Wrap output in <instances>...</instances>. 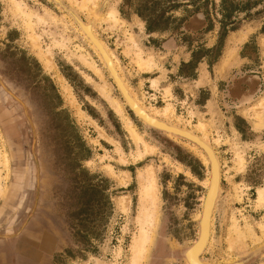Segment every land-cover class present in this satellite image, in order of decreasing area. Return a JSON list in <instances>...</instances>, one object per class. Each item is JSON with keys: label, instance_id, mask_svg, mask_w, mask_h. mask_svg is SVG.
Returning a JSON list of instances; mask_svg holds the SVG:
<instances>
[{"label": "rangeland", "instance_id": "1", "mask_svg": "<svg viewBox=\"0 0 264 264\" xmlns=\"http://www.w3.org/2000/svg\"><path fill=\"white\" fill-rule=\"evenodd\" d=\"M14 1L20 5L16 13L8 0H0V241H24L23 258L34 255L38 264H131L143 229L151 239L142 264H188L183 251L198 237L209 179L203 152L131 111L99 54L52 0ZM61 1L83 22L94 19L95 36L114 55L118 75L141 106H169L167 123L203 136L214 150L220 184L199 259L264 264V111L257 126L240 113L264 95V0H93L90 13L77 8L78 0ZM109 4L117 10V23L99 20ZM161 11L163 18L153 22L149 14ZM194 12L204 15L202 31L189 26ZM29 16L75 102L65 99L27 37ZM151 18L154 31L148 32L145 20ZM213 47V53L205 52ZM139 52L161 69L141 72L135 64ZM192 52L200 57L194 71L184 65ZM225 59L227 69L219 74ZM90 65L122 101L124 115L101 97L100 77ZM125 118L141 141L131 138ZM152 176L158 209L150 226L145 188ZM88 178L107 197L90 214L87 206L80 212ZM2 260L14 264L9 256Z\"/></svg>", "mask_w": 264, "mask_h": 264}, {"label": "bare ground", "instance_id": "2", "mask_svg": "<svg viewBox=\"0 0 264 264\" xmlns=\"http://www.w3.org/2000/svg\"><path fill=\"white\" fill-rule=\"evenodd\" d=\"M8 1L12 5V10H13L14 13L20 11V7H19L20 5H19V3L15 2L14 0H8ZM73 2H75V1H73ZM95 4L96 3L93 0H78L77 4H75V5L77 6V8H79L81 10H86L88 13H90V12H92L93 8L95 7ZM44 12L45 13H48L45 9H44ZM37 18L39 19V17H37ZM99 20L100 21L110 20L111 22H114V23H117L119 21L118 20V15H117V10H116V8L114 7L113 4H109L106 7L105 12L101 15V17L99 18ZM24 22H25V29L28 31L27 37L29 38V40L31 41L32 46L36 50V53L39 56V59L41 60V63L43 64V66L45 67V69H47L48 71H53L54 72V76L57 78V80L59 81V83L61 85V90L63 92L62 94L64 95L65 99H67L68 101H71V102H75L70 86L65 82V80L63 79V77L55 70L54 63H53V61L51 59V56L49 54V51L48 50L47 51L46 50L44 51L43 49H41V47H40V45L38 43L39 36L37 34H35L34 31H33V29H32V26H33V24H32V17L29 16L28 18H26L24 20ZM83 25H85L84 27H86V29H89V27H90L89 31H91V34L93 35V37L98 41V43L100 44V46L102 47V49L109 56L110 62L112 64L113 68L115 69L116 74L118 75V71L116 69L118 65H117V60L115 59L114 55H112L111 53H108L106 51L103 43L95 36L96 33L92 29L93 26H90L89 25V22L88 23H85L84 22ZM78 28L83 33V35L86 37V39L88 40V42L90 43V45L92 46V48H94L96 50V52H97L96 54H99L100 58L104 62L103 57L101 56V50L99 51L98 46H95L87 38V36L84 34L83 30H81V28L79 26H78ZM140 28H141V26H140ZM242 39H243V35L240 36V37H238V42L243 41ZM130 40L132 41L133 46L134 45H137L136 42L131 37H130ZM141 53L139 52V53L136 54V60H135V64H136L137 68L141 72H150L153 69H159L160 68V66H158V64H156L153 61V58H152V56L150 54H149L150 56H148L147 58H143L141 56ZM83 60H84V62H86L85 59H83ZM225 60H223V62L220 63L219 66H218V68H217L219 74H221L220 72H223L222 69L224 68ZM104 64H105V62H104ZM90 66L92 67L93 71L97 75H99V77H100L101 84L97 85V90H98L99 94L101 95V97H103L107 101V103L109 104V106L116 113L121 114V115H124L122 101L119 100L118 98L112 97L110 95V92H109V90H108V88H107V86L105 84V80L103 78V74L101 73V71L98 68H96L94 65H90ZM118 77H120V76H118ZM158 78L159 77L154 78V79H151L153 86L157 85V83L159 81ZM119 79H121V77ZM122 84L124 85V88H125L126 92L128 93V95L130 96V98L132 99L133 103L135 105H137L139 107V109H141L151 119L158 120L159 122H162V123H167V121H165L164 119H168L169 117H171V112H170V107L169 106L164 107L162 109L163 111H159L160 109L158 110V109H155V108H149L148 109V108L144 107L143 105L141 106L138 103V99L135 96H133V95H131L129 93L128 86H125V84L123 83V81H122ZM250 109L251 110L252 109L255 110L253 116L249 115V113H248ZM263 111H264V95H262L261 97H259V99H257V101L255 103H253L252 106L242 108L241 111H240V113L242 115H244L245 117H247L251 121L252 124H254V125L257 126V125L263 123L262 122L263 121ZM80 113L83 116L85 115V113L82 110H80ZM160 118H163V119H160ZM125 119H126V125H127V128L126 129L129 132L131 138L135 142L141 141L142 139L139 136L140 133L139 134L137 133V131L134 129L133 125L131 124V121L128 118H125ZM172 119H173V116H172ZM175 119L177 120V118H175ZM167 124H169V123H167ZM170 125H173V123L170 124ZM173 126H177V125H173ZM197 126H198V128H199V130L201 132L202 131L204 132V130L206 128V123L204 121H201L200 120L199 121V124ZM177 127H179V126H177ZM179 128H181V127H179ZM182 129H184V128H182ZM193 129H195V128H193ZM186 130H188V129H186ZM188 131H190V130H188ZM204 134H206V133H204ZM98 135L99 136H102V137H105L101 130L98 131ZM200 138L203 140V136H201ZM205 138H206V135H205ZM147 150L148 149L145 147V151H147ZM201 158H202V160L205 163H209L208 158L206 157L205 154H201ZM119 161H121V162L124 161V159H123V157H122L121 154L119 155ZM240 163H241V158L239 157V164ZM105 168L107 170H111L109 166H106ZM206 184H207V187H208L209 179H206L204 181V185H206ZM144 188H145V186H144ZM145 189H146L147 194L149 196V199L148 200L150 201L151 207H152L151 208V213L149 214V217L151 219L149 222H151L150 223L151 224L150 226H153L155 224V221H156V218H155L156 216H154V215L157 213V209H158V206H157V204H158L157 203V201H158V197H157V187H156V182H155V179H154L153 176L148 180V183L146 184V188ZM262 199H263V196H262L261 192L258 191L257 192V201L260 202ZM125 206H126V204L123 202V207H125ZM148 213H149V211H148ZM200 216H201V214H200ZM210 224H211V222L209 221V233H210ZM231 227H233V231L235 233H238L239 234V227L236 224H233V225L231 224ZM140 233H141V236H140V239H139V241L137 243V248L135 250V255H134V258H133L131 264H142L141 263V259H143V257H144L143 255H144V253H146L147 246H148V244L150 242V239H151V232L150 231L143 230L142 229V231ZM263 236H264V234H263ZM208 237H209V234H208ZM208 239H207V241H208ZM191 249H193V248H190V250L187 251V256L192 261V264H207V263L202 262L198 258V252L200 251L201 248L199 250H197L198 252L195 251V253Z\"/></svg>", "mask_w": 264, "mask_h": 264}, {"label": "water", "instance_id": "3", "mask_svg": "<svg viewBox=\"0 0 264 264\" xmlns=\"http://www.w3.org/2000/svg\"><path fill=\"white\" fill-rule=\"evenodd\" d=\"M55 4H57L60 8H62L76 23L77 26L83 30L84 34L87 36V38L95 45L98 46L99 51L101 50V56L103 57V60L105 62L106 69L108 70L111 78L113 79L115 86L119 90L120 94L124 98L125 102L131 109V111L140 118L145 124L148 126L163 131L167 134L179 137L183 140H186L187 142L193 144L196 146L199 150H201L206 157L208 158V166H209V184L207 187V190L205 192L203 204H202V210H201V216L199 219V233L196 241L187 249L183 251V255L185 259L187 260V263L192 264V261L187 256V251L190 250V248L194 253L195 251L199 250L198 252V258L200 253L203 251L206 243L208 234H209V221H211V216L214 208L215 201L217 199L218 191H219V184H220V167L218 158L212 149V147L203 141L197 134H193L190 131L186 129L179 128L177 126H173L167 123L159 122L158 120L151 119L148 115H146L137 105H135L126 92L124 85L122 84L119 75L116 74L115 69L113 68L109 56L105 53V51L102 49L98 41L93 37L91 34V31L89 29H86L83 25V21L78 17V15L69 7L65 6L61 0H52ZM94 22V19H92L89 22V25L92 26ZM97 48V49H98ZM200 260V259H199ZM245 261H239L234 263H228V264H242Z\"/></svg>", "mask_w": 264, "mask_h": 264}, {"label": "trees", "instance_id": "4", "mask_svg": "<svg viewBox=\"0 0 264 264\" xmlns=\"http://www.w3.org/2000/svg\"><path fill=\"white\" fill-rule=\"evenodd\" d=\"M171 1H175V0H171ZM194 1H196V0H194ZM175 5L176 4L174 3V4H171L170 6L172 7ZM140 15H141V13H139V16ZM149 15H150L149 17L153 18V22H154L155 20L156 21L161 20L164 16V13H163V11H161L160 13H158L154 16V12H153V14L151 13ZM152 18L149 20L150 22L147 19L145 20L147 22L146 29L148 32L154 31L152 26H150V23L152 22ZM203 20H205L204 15L202 13H199V12H194L192 15H190L188 17V21L190 22L189 26L193 30H196V31H202L203 30L202 27L200 26V23H202ZM216 50H217V47H213L211 49L205 50V52L213 53ZM197 54H198L197 52H192L191 60L184 64L188 67H191L193 69V71H194V68L196 67V63L200 60L199 59L200 57L197 56ZM215 56H217V54ZM192 73L194 75V72H192ZM198 165L202 168V166L199 162H198ZM77 174L86 175L83 170H77ZM88 180L89 181L87 182V184L85 186L81 187V189H83V191L86 192L88 197H87L86 201L84 202V204H82V206L80 208V212H84L86 210V206H87V209H89V214H90V212L93 213V209H95L97 207L100 208L101 205L106 202L107 197L105 195L104 188L100 184L92 182L91 179H89V178H88Z\"/></svg>", "mask_w": 264, "mask_h": 264}, {"label": "flooded vegetation", "instance_id": "5", "mask_svg": "<svg viewBox=\"0 0 264 264\" xmlns=\"http://www.w3.org/2000/svg\"><path fill=\"white\" fill-rule=\"evenodd\" d=\"M2 244L0 241V262L3 261L4 256L6 258L9 256L14 264H38L34 255L23 258L24 255L21 252L24 251V246L26 245L24 241L15 240L14 242H7L5 245Z\"/></svg>", "mask_w": 264, "mask_h": 264}, {"label": "crops", "instance_id": "6", "mask_svg": "<svg viewBox=\"0 0 264 264\" xmlns=\"http://www.w3.org/2000/svg\"><path fill=\"white\" fill-rule=\"evenodd\" d=\"M227 62H228V61L225 60V65H224V68L222 69V71H224V70L227 69V66H226V65H227ZM220 73L222 74L223 72H220ZM1 243H3L2 245H5V243H7V242L1 240ZM8 243H9V242H8ZM2 264H6V262H3V261H2Z\"/></svg>", "mask_w": 264, "mask_h": 264}]
</instances>
